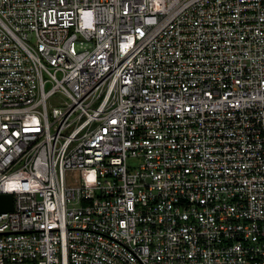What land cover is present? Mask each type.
<instances>
[{"label":"built area","instance_id":"2783aa9c","mask_svg":"<svg viewBox=\"0 0 264 264\" xmlns=\"http://www.w3.org/2000/svg\"><path fill=\"white\" fill-rule=\"evenodd\" d=\"M0 264H264V0H0Z\"/></svg>","mask_w":264,"mask_h":264},{"label":"water","instance_id":"95a60500","mask_svg":"<svg viewBox=\"0 0 264 264\" xmlns=\"http://www.w3.org/2000/svg\"><path fill=\"white\" fill-rule=\"evenodd\" d=\"M14 210V195H0V213Z\"/></svg>","mask_w":264,"mask_h":264}]
</instances>
